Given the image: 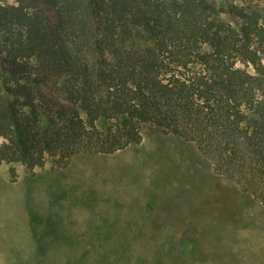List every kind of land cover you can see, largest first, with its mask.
<instances>
[{"label": "trees", "instance_id": "obj_1", "mask_svg": "<svg viewBox=\"0 0 264 264\" xmlns=\"http://www.w3.org/2000/svg\"><path fill=\"white\" fill-rule=\"evenodd\" d=\"M152 126L264 206V0L0 6V163L65 167Z\"/></svg>", "mask_w": 264, "mask_h": 264}, {"label": "rangeland", "instance_id": "obj_2", "mask_svg": "<svg viewBox=\"0 0 264 264\" xmlns=\"http://www.w3.org/2000/svg\"><path fill=\"white\" fill-rule=\"evenodd\" d=\"M0 264H264V206L152 126L65 167L1 162Z\"/></svg>", "mask_w": 264, "mask_h": 264}]
</instances>
